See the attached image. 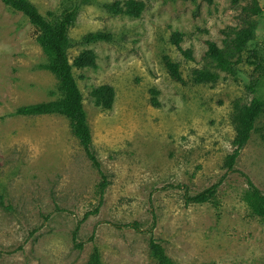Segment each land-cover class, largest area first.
I'll return each instance as SVG.
<instances>
[{
    "label": "rangeland",
    "instance_id": "1",
    "mask_svg": "<svg viewBox=\"0 0 264 264\" xmlns=\"http://www.w3.org/2000/svg\"><path fill=\"white\" fill-rule=\"evenodd\" d=\"M29 1L43 15L79 4L68 57L72 63L85 49L96 56V68L72 73L109 185L103 205L91 214L101 176L68 121L14 114L54 100L56 81L43 69L36 29L0 2V264H88L93 246L102 264H157L151 236L174 264H264V223L243 201V174L264 193V113L235 172L226 169L237 129L234 106L264 91L256 66L264 62V0H256L261 14L249 19L252 38L234 73L216 68L205 53L209 42L223 46L228 28L247 27L240 13L249 0H137L145 4L138 18L108 13L104 5L115 0ZM94 32L109 33L112 41L84 44ZM174 32L192 60L171 43ZM164 57L178 65L183 83L169 76ZM198 69L218 74L217 82L194 84ZM256 80L255 94L248 87ZM104 84L115 92L110 110L94 106L90 96ZM152 90L159 107L151 105ZM219 181L216 202L185 203V193ZM80 221L78 249L72 232ZM129 222L151 234L114 226Z\"/></svg>",
    "mask_w": 264,
    "mask_h": 264
},
{
    "label": "trees",
    "instance_id": "2",
    "mask_svg": "<svg viewBox=\"0 0 264 264\" xmlns=\"http://www.w3.org/2000/svg\"><path fill=\"white\" fill-rule=\"evenodd\" d=\"M195 2L196 0H183ZM207 4H212L213 0H204ZM245 0H231L232 4H236ZM0 2L16 11L20 12L29 23L36 29V42L40 46L46 57L43 69L48 71L56 81V89L53 94L56 98L52 101L24 105L15 110V115L23 117H33L41 115H58L64 117L68 121L69 129L72 136L78 141L92 165L98 170L101 181L98 184V204L91 214L97 213L104 203V194L109 185L107 176L103 174L100 163L96 158L92 146L91 130L87 122L86 111L83 106V97L78 88L72 69L96 68V56L91 50H82L70 63L68 51L70 48L69 31L72 28L78 16L79 4H73L62 8L58 12H47L41 14L38 9L29 0H0ZM82 4H86L89 0H81ZM105 9L111 15L124 14L133 18H138L145 8L143 1L137 0H115L104 5ZM243 23L247 27L241 29L228 28L224 31L225 38L222 41L223 46L219 47L214 42H209L205 58L215 64V67L226 73H234L235 66L240 62V54L245 49L247 43L252 38L253 24L249 23V19L261 14V10L256 0H249L240 13ZM171 43L182 52V55L192 60L190 50L182 51L179 44L181 35L174 32L171 35ZM112 35L106 32H94L85 35L82 38L84 44H93L98 42H110ZM164 64L169 76L178 83H183L179 67L168 57H164ZM257 68L262 72V80L264 81V62L257 63ZM219 76L208 69H198L192 72V82L197 85H214ZM261 81L256 80L249 85L248 89L252 93L258 92ZM154 97L151 99L153 107H159L155 98L157 91L152 90ZM90 96L93 99L94 106L102 110H110L114 103L115 92L110 85H100L93 88ZM235 124L237 125L236 133L232 142L233 151L227 157L226 169L228 172H235L234 165L240 155L241 150L250 139L254 129L256 119L264 113V91L256 94L248 104L235 105ZM226 173V174H227ZM243 178L247 185L243 193V201L253 215L264 223V193L261 192L251 180L243 174ZM222 181L211 185L210 187L197 192L194 195L185 193L184 200L186 204L204 205L214 203L217 200L218 188ZM85 215L84 218H86ZM82 221L78 222L72 232V241L74 247L80 249L81 243H76V237ZM115 227L129 228L136 232H145L151 234V230H142L137 222L127 223L124 225L114 224ZM93 239V237H91ZM149 249L151 256L157 261V264H174L172 259L167 255L165 248L161 243L156 241L152 236L149 240ZM88 264H102L101 256L98 248L93 246L92 254Z\"/></svg>",
    "mask_w": 264,
    "mask_h": 264
}]
</instances>
